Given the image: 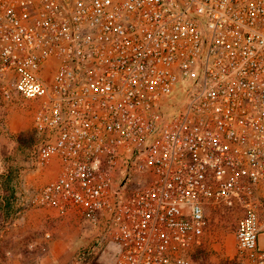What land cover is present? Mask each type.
I'll return each instance as SVG.
<instances>
[{
    "label": "built area",
    "instance_id": "2783aa9c",
    "mask_svg": "<svg viewBox=\"0 0 264 264\" xmlns=\"http://www.w3.org/2000/svg\"><path fill=\"white\" fill-rule=\"evenodd\" d=\"M0 81L59 168L27 203L93 227L81 257L196 264L213 201L264 264V0H0Z\"/></svg>",
    "mask_w": 264,
    "mask_h": 264
},
{
    "label": "rangeland",
    "instance_id": "374dc122",
    "mask_svg": "<svg viewBox=\"0 0 264 264\" xmlns=\"http://www.w3.org/2000/svg\"><path fill=\"white\" fill-rule=\"evenodd\" d=\"M37 108L0 81V264H114L118 246L112 242L96 255L80 256L94 245L96 230L76 214L46 221L26 214L37 209L27 203L30 196L58 174L47 173L35 159ZM205 210L208 231L194 262L252 264L237 254L235 230L243 209L210 201Z\"/></svg>",
    "mask_w": 264,
    "mask_h": 264
},
{
    "label": "crops",
    "instance_id": "0c3cea01",
    "mask_svg": "<svg viewBox=\"0 0 264 264\" xmlns=\"http://www.w3.org/2000/svg\"><path fill=\"white\" fill-rule=\"evenodd\" d=\"M58 165L56 163H53L49 167L46 168L47 173L56 174L58 172ZM27 215H32L36 217L37 219H41V221H46V219L56 218V213L52 210L48 209H31L26 211ZM47 216V217H46ZM49 216V217H48ZM259 243L261 246L264 247V234H261L259 237Z\"/></svg>",
    "mask_w": 264,
    "mask_h": 264
}]
</instances>
